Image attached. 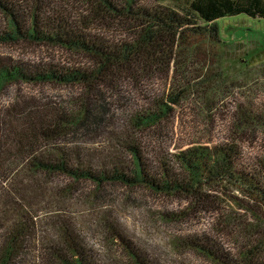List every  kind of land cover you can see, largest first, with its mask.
I'll return each instance as SVG.
<instances>
[{"label":"trees","instance_id":"trees-1","mask_svg":"<svg viewBox=\"0 0 264 264\" xmlns=\"http://www.w3.org/2000/svg\"><path fill=\"white\" fill-rule=\"evenodd\" d=\"M73 1L80 13L76 23L57 11L51 0H0V17L5 19L0 24V44L14 41L60 47L89 60L84 66L35 64L0 54V94L17 82L80 85L88 98L96 96L100 101H85L76 111L32 96L0 105V264H27L23 260L28 253L30 264L101 262L75 218L59 209H51L47 215L30 204L25 178L31 182L41 176L65 177L68 183L56 190L61 188L68 196L86 194L89 188L81 186L86 183L97 192L116 185L147 188L187 198L194 211L208 204L218 210L215 197L205 193L209 189L230 195L233 206L264 220V160L253 163L243 159L237 144L193 146L179 151L175 159L156 160L145 157L137 138L119 139V145L111 140L100 154L86 147L108 118V107L97 94L123 83L140 82L157 70L178 72L186 67L189 56L208 63L205 77L194 75L191 82L186 79L174 84L152 106L135 113L137 130L133 129V134L168 119L191 91L210 104L221 89L216 83L220 80L222 41L215 21L239 14L264 19V0ZM166 2L179 5L182 14ZM115 28L123 30V39L110 40L102 34V29ZM202 42L207 45L206 56L200 52ZM260 66L264 70V63ZM239 109L249 124H264V103L259 107L247 103ZM229 185L245 193L247 200L231 195ZM107 225L113 240L134 264H151L123 237L119 226ZM252 229L249 226L247 234L257 243L249 245L246 253L256 258V263H251L243 248L240 253L231 252L208 235L192 236L187 245L210 264H259L264 238L258 223L254 227L258 238ZM234 231L239 229L227 224L214 234L224 239Z\"/></svg>","mask_w":264,"mask_h":264},{"label":"rangeland","instance_id":"rangeland-1","mask_svg":"<svg viewBox=\"0 0 264 264\" xmlns=\"http://www.w3.org/2000/svg\"><path fill=\"white\" fill-rule=\"evenodd\" d=\"M51 1L57 11L78 22L80 13L75 8V1ZM166 4L182 14L176 3ZM4 21L0 17V24ZM215 23L222 41L220 80L216 83L221 89L214 93V100L210 104L191 91L168 119L156 126L140 129V136L133 134V129L137 130L133 121L135 113L152 106L157 98L171 91L174 84L185 82L186 79L191 82L194 75L205 77L208 63L189 56L186 67L178 72L170 70L167 74L166 70H157L154 75L140 82L123 83L118 88L104 89L97 94L108 107V118L93 133L95 140L86 147L100 154L109 147L111 140L119 145V139L131 138L134 141L137 138L142 143L141 151L145 157L156 160L175 159L179 151L193 146L211 147L233 143L240 147L243 159L253 163L264 160V124H249L245 115L241 117L239 109L247 103H253L254 107L264 103V70L260 66L264 63V19L239 14L222 17ZM102 34L110 40L124 38L120 28L102 29ZM204 46L207 45L202 42L200 52L206 56L207 49L204 52ZM0 54L35 64L84 66L89 61L84 55L68 49L14 41L0 44ZM27 96L50 101L73 111L83 107L85 101L98 99L96 96L88 98L85 88L80 85L17 82L0 94V105L20 101L17 99ZM36 178L37 181L31 182L24 179L25 184L29 185L30 204L46 211L47 215L49 210L59 209L75 218L87 242L93 247L95 257L101 259L102 263L99 264H134L123 254L118 241L113 240V232L107 227L110 223L119 226L123 237L138 247L151 264H210L197 251L188 247L187 240L192 236L208 235L225 248L230 247L231 252L240 253L243 248L246 256L250 255L246 253L249 245L252 247L257 243L253 241L254 237L247 234L249 226L253 228L252 235L258 238L259 235L254 234L255 224L258 223L259 234L264 238V220L250 216L240 206H233L231 196L219 191L207 189L205 192L215 197L218 210L209 208L208 204L207 208L194 211L187 198L163 195L147 188L116 185L97 192L92 184L86 183L81 185L89 188L86 194L68 196L61 188L56 190L68 183L67 178L57 175ZM40 178L45 179L40 181ZM228 191L233 196L247 200L245 193L233 185H229ZM227 224L239 231H234L230 238L224 239L214 234ZM249 240L253 242L249 243ZM261 250L257 261L264 264L263 246ZM31 257L28 253L23 262L30 264ZM250 258L251 263H256V258L251 255Z\"/></svg>","mask_w":264,"mask_h":264}]
</instances>
